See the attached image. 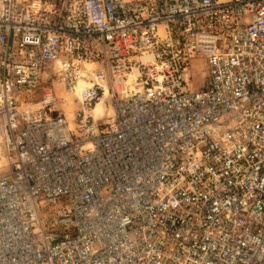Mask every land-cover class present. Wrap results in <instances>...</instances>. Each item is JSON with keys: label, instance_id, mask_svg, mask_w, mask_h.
I'll list each match as a JSON object with an SVG mask.
<instances>
[{"label": "built area", "instance_id": "2783aa9c", "mask_svg": "<svg viewBox=\"0 0 264 264\" xmlns=\"http://www.w3.org/2000/svg\"><path fill=\"white\" fill-rule=\"evenodd\" d=\"M0 161V264H264V0H0Z\"/></svg>", "mask_w": 264, "mask_h": 264}, {"label": "rangeland", "instance_id": "374dc122", "mask_svg": "<svg viewBox=\"0 0 264 264\" xmlns=\"http://www.w3.org/2000/svg\"><path fill=\"white\" fill-rule=\"evenodd\" d=\"M192 77H193V84L195 85V88L201 87L206 80L209 78V72H208V67L207 64L203 59H196L194 61V67L192 68ZM68 98V97H67ZM69 100V106L71 108H74L76 106L74 99L72 98V101L70 98ZM71 102V104H70ZM5 170V166L2 167L0 172Z\"/></svg>", "mask_w": 264, "mask_h": 264}, {"label": "bare ground", "instance_id": "6f19581e", "mask_svg": "<svg viewBox=\"0 0 264 264\" xmlns=\"http://www.w3.org/2000/svg\"><path fill=\"white\" fill-rule=\"evenodd\" d=\"M68 98L71 99L72 101V98L74 99V97L76 96V94H68L66 93L65 94ZM71 104V102H70ZM76 104V103H75ZM71 108V107H70ZM75 108V107H74ZM105 111V105L104 104H99L97 105L96 109L93 111V113H95L96 115H99V114H103ZM73 110H72V115H73ZM5 165V163H3L2 161H0V170L2 169V167Z\"/></svg>", "mask_w": 264, "mask_h": 264}]
</instances>
